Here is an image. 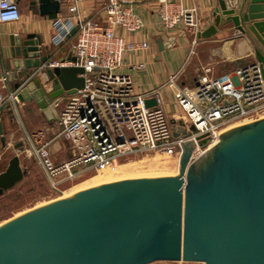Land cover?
<instances>
[{"label": "water", "instance_id": "water-1", "mask_svg": "<svg viewBox=\"0 0 264 264\" xmlns=\"http://www.w3.org/2000/svg\"><path fill=\"white\" fill-rule=\"evenodd\" d=\"M245 1L219 0L214 26L198 37L232 23L236 35L252 43V63L264 80V8L259 7L264 0H252L246 13ZM238 7L240 13L233 16ZM39 11L42 16L56 14L60 4L39 0ZM41 45L40 36L28 35L15 46L6 67L19 77L14 85L17 107L35 100L59 121V100L86 87V71L46 67L51 55H41ZM158 45L164 50L161 39ZM156 104L155 98L146 101L147 107ZM7 110L14 119L12 105ZM167 110L171 114L169 106ZM47 116L54 119L49 112ZM171 123L175 137L195 131L182 120L172 118ZM0 134L6 147L2 122ZM210 141L209 136L199 138V146L208 149L194 162V142L183 144L179 175L151 173L104 183L5 223L0 226V264H264V118L221 134L212 147ZM25 175L20 157H13L0 174V195Z\"/></svg>", "mask_w": 264, "mask_h": 264}, {"label": "built area", "instance_id": "built-area-1", "mask_svg": "<svg viewBox=\"0 0 264 264\" xmlns=\"http://www.w3.org/2000/svg\"><path fill=\"white\" fill-rule=\"evenodd\" d=\"M80 1L84 0H76ZM150 1L156 5L166 32L181 29L198 35L196 11H186L174 0ZM101 5L97 15L81 19L74 3L68 7V15L52 20L54 47L61 50L68 46L77 61L50 57L45 66H79L86 71V87L68 99L59 113L58 137L71 143L73 156L56 163L45 132L28 136L31 154L56 190L63 191L62 187L94 172L115 171L136 155L161 153L180 159L188 141L195 144L190 157L194 162L208 149L199 146V138L209 136L212 147L226 129L264 117V80L253 63L219 75L206 69L193 87L180 85L178 76L173 75L158 87L136 92L131 76L121 68L127 52L140 46L128 42L127 37L143 29L144 19L137 12L136 0H101ZM21 17L18 0H0V23L17 22ZM147 47L148 43L141 44V48ZM167 90L172 91L182 117L170 116L164 97ZM152 98L157 104L147 107L146 101ZM17 103L16 91L5 97L0 94V114L12 105L17 119ZM172 118L177 123L182 120L187 128L194 126L195 131L175 137Z\"/></svg>", "mask_w": 264, "mask_h": 264}, {"label": "crops", "instance_id": "crops-1", "mask_svg": "<svg viewBox=\"0 0 264 264\" xmlns=\"http://www.w3.org/2000/svg\"><path fill=\"white\" fill-rule=\"evenodd\" d=\"M174 1H178L186 11H196L198 35L188 31L184 32L181 29L166 32L158 19L156 5L150 0H136V9L144 19V27L138 33L128 35L127 39L128 42L140 46L136 50L127 52L121 68L125 75L131 76L136 92L158 87L173 75L180 78V73L185 68L188 70L193 64L195 65L194 72L212 69L215 74L219 75L256 60L252 43L245 35H236V27L232 23L218 26L216 32L209 37H198L200 33L208 31L214 26L215 10L219 0ZM18 2L22 14L21 19L12 23H0V86L6 84L9 90H14V85L19 81V77L12 74L14 70H8L6 67L9 61L12 63L16 45L28 35L34 34L42 39L41 55H51L56 61L69 58L72 54L68 46L59 50L52 43V20L60 15H68V7L74 3L78 7L77 15L81 19L97 15L102 6L101 0H84L78 3L76 0H49L53 4L59 3L60 11L56 14L42 16L39 11V0H18ZM251 3L252 0L244 2L242 9L245 13L248 12ZM259 5L262 10L264 5ZM235 10L236 13L233 16L240 13V7ZM159 39L165 44L164 50L159 48ZM142 43H148V47L141 48ZM206 57L208 60H205ZM193 70L192 73L186 74V81H183L182 84L190 87L195 85L197 77H194ZM10 75L12 76L10 77ZM5 78H7V83ZM30 86L35 90L33 82L30 83ZM49 89L47 87V91H50ZM65 96L59 100L56 108L58 114L67 100ZM164 97L167 106H172L174 102L172 91L164 92ZM49 110V107L46 110L41 109L35 100L25 101L18 106L19 117L11 119L9 110L4 109L0 114V122L3 124L5 137L9 133L8 127L11 128L18 123L21 124L19 128L24 127L23 131L20 130L22 134L15 129L10 132V135L21 134L22 136L26 134L28 138L36 131L48 130L49 126L52 127L53 122L58 121L56 115ZM48 112L54 119H48ZM20 145L23 143H19L17 147ZM56 149V147L51 148L53 156Z\"/></svg>", "mask_w": 264, "mask_h": 264}, {"label": "rangeland", "instance_id": "rangeland-1", "mask_svg": "<svg viewBox=\"0 0 264 264\" xmlns=\"http://www.w3.org/2000/svg\"><path fill=\"white\" fill-rule=\"evenodd\" d=\"M205 60H208V58L206 57ZM194 67L195 65L193 64L188 70L187 68H185L184 71L180 73V78L178 79L180 85L186 86L182 84V82L186 81V74L192 73L191 71ZM193 73L194 77H197L198 79L199 75L202 72H194L193 70ZM13 91L14 90L12 89L9 90L8 86L5 88L3 86H0V94L4 97ZM72 96L73 95H66L65 97L68 100ZM169 108L171 111L170 116H172L173 118L174 116H183V113L177 106L176 102H173L172 106L170 105ZM20 126L21 124L18 123L16 125L11 126V128L8 127L7 130L9 131V133L6 137V143L8 145H6V147L3 146L0 135V174L7 169L10 160L15 156L20 157L22 168L26 170V175L24 176L21 182H19L12 189L6 190L2 195H0V226L32 209L57 201L59 199L70 197L76 194L77 192L84 190L85 188L88 189L107 182L109 183L123 179L137 178L151 173H173L177 175L180 174V171L178 169L180 168L178 164L180 159L178 156H168L166 154L161 153L136 155L120 163L119 167H117L115 171L104 170L100 172H94L86 175L85 177L79 180L74 181L69 185L62 187L61 189L63 191L61 193L53 187L39 160L33 154H31V143L27 138L26 134L21 136L22 132H20V130L23 131L24 127L19 128ZM240 126L243 125H235L231 128L226 129L223 133L229 132L232 129ZM15 129L18 130L21 134H16V136L10 135V132L14 131ZM48 130L39 131H46L45 133L47 135V138L51 141L50 148H57L53 156L54 161L56 163H61L70 159L74 153L73 147L70 142L65 141L61 137H58L61 131V124L59 123V121L53 122L52 127L50 128L49 126ZM21 142L24 146V151L22 152L20 151L19 147H17V145ZM174 163H177V166H175ZM164 164H168V166L170 167L167 166V168L169 169H165ZM153 166H155L156 168ZM153 264L203 263L155 262Z\"/></svg>", "mask_w": 264, "mask_h": 264}, {"label": "bare ground", "instance_id": "bare-ground-1", "mask_svg": "<svg viewBox=\"0 0 264 264\" xmlns=\"http://www.w3.org/2000/svg\"><path fill=\"white\" fill-rule=\"evenodd\" d=\"M157 158H158V157H157ZM175 160H176V159H175ZM156 161H157V159H156ZM158 162H159V161H158ZM174 162H175V161H174ZM176 162H177V161H176ZM170 163H171V162H170ZM174 164H175V166H177V163H174ZM174 164H173V165H174ZM178 164H179V162H178ZM156 165H157V162H156ZM156 165H155V166H156ZM173 165H172V166H173ZM155 166H153V167H155ZM167 166H168V164H164V168H165V169L167 168ZM157 167H158V166H157ZM168 167H170V166H168ZM155 168H156V167H155ZM159 169H160V168H159ZM162 169H163V168H162ZM167 169H169V168H167ZM175 169H176V168H175ZM178 169H179V168H178ZM173 170H174V168H173ZM168 172H169V171H168ZM107 183H108V182H107ZM103 184H104V183H103ZM100 185H101V184H100ZM96 186H98V185H96ZM85 189H86V188H85Z\"/></svg>", "mask_w": 264, "mask_h": 264}]
</instances>
